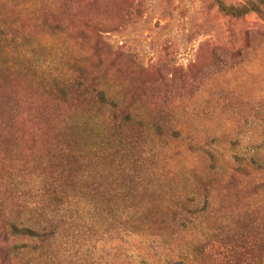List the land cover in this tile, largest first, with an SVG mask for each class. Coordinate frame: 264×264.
I'll list each match as a JSON object with an SVG mask.
<instances>
[{
	"label": "rangeland",
	"instance_id": "rangeland-1",
	"mask_svg": "<svg viewBox=\"0 0 264 264\" xmlns=\"http://www.w3.org/2000/svg\"><path fill=\"white\" fill-rule=\"evenodd\" d=\"M2 30L21 38L14 55L0 41V264H225L210 244L233 230L264 231V20L223 16L211 0H0ZM79 77L102 90L104 104L78 95L71 83ZM111 99L129 112L128 125L111 118ZM131 134H142L144 151L121 155L122 168L139 165L159 197L175 187L192 194V168L207 171L197 148L221 146L223 179L209 214L180 231L168 204H153L149 241L117 233L86 202L51 211L46 184L59 137L81 152L84 179L94 180L111 167L99 170L105 164L91 149ZM148 150L156 161L147 168ZM232 151L263 172L232 174L224 163ZM52 219L61 224L55 241L1 240L7 221L45 234Z\"/></svg>",
	"mask_w": 264,
	"mask_h": 264
},
{
	"label": "trees",
	"instance_id": "trees-1",
	"mask_svg": "<svg viewBox=\"0 0 264 264\" xmlns=\"http://www.w3.org/2000/svg\"><path fill=\"white\" fill-rule=\"evenodd\" d=\"M211 5L215 6L220 14L229 18L241 19L255 14L264 20V0H247L240 3L211 0ZM20 38L14 34L9 35L3 30L0 31V41L3 42L8 52L11 48L10 45L13 42L17 43ZM9 53L14 55L12 52ZM25 55L31 58L30 44L25 46ZM17 57L20 59L22 54H17ZM71 86L80 96L94 95L97 105L98 103H105V94L102 90H96L92 82L87 83L79 77L71 83ZM60 92L63 94L61 90ZM108 104L113 110L111 118L115 124L120 128L123 125H128L131 117L127 109L114 99H111ZM69 119H72L73 123H77L76 117L71 116ZM155 134L164 136L159 125L156 126ZM143 138L142 134L138 137L133 134L128 137L117 135L114 139L115 144L110 142L109 137L96 143L91 149V153L105 164V167L99 170L107 172V168L111 167V169L104 179L85 180L86 172L90 171L87 161L83 160V156L78 149L73 148L68 141L59 137V148L57 147L58 149L51 154L57 160L50 164L47 177L48 183L46 184L51 211L57 212L60 208L65 211L70 210L74 204L86 202L90 204L89 207L96 214L105 216L106 220L114 225L117 233L134 238L139 237L143 240L148 238L149 241L157 237L156 234L151 233L152 223L147 217L153 204L167 203L172 211L171 220L179 226L180 231H186V226L191 224L192 220L195 221L197 218H202L204 214H209V208L213 204L211 201L212 191L220 183L219 176L223 179L221 177L223 173L217 168L216 163L217 157L223 158L221 146L214 144L213 141L208 143L205 140L197 148V153H203L207 156L205 169L207 171L204 172V168L197 169L196 166L192 168L191 181H189V186L193 188L192 194L174 186V190L166 189L163 196L159 197L157 190H155L156 187L151 188L141 179L142 170L139 165H136V169L130 172L122 168L125 164V161L122 162V160L128 158L126 156L135 158L132 154L134 150H137L139 156H142L144 150H138V144L143 145ZM148 151L152 152V150ZM117 155L119 157H116ZM150 156V163L146 164L147 168L151 163L153 164L154 160L156 161L155 152H152ZM229 157L228 162L224 163L227 170L232 171L234 175L244 177L247 172L254 174L263 172L248 153L237 151L234 153L232 151ZM116 162H118L116 164L117 172L114 173L112 168ZM119 173V177H116L115 175ZM196 174H198L197 177H195ZM148 196L149 200L147 199ZM135 199L139 200V203L136 201L134 204ZM140 201L143 203H140ZM55 214L59 215L58 213ZM49 227L50 229L45 234H41L34 227L18 226L7 221L3 226L6 230L2 231L1 240L6 242L7 245L17 238L28 239L30 243L41 242L44 236L45 241L57 240L60 237L59 227H61V224L52 219ZM230 231L228 230V232ZM231 232L233 233L219 238L212 247L210 244L213 255L220 258L225 264H264V231L250 232L244 228ZM200 249L202 248L195 249L192 253L201 254ZM165 264H173V261H165Z\"/></svg>",
	"mask_w": 264,
	"mask_h": 264
}]
</instances>
